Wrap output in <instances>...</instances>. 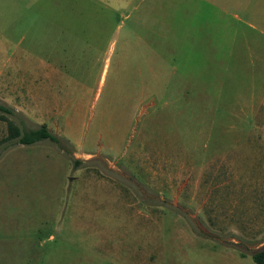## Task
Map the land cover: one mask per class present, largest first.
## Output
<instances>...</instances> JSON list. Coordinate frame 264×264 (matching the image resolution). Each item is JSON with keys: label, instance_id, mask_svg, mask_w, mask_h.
<instances>
[{"label": "rangeland", "instance_id": "1", "mask_svg": "<svg viewBox=\"0 0 264 264\" xmlns=\"http://www.w3.org/2000/svg\"><path fill=\"white\" fill-rule=\"evenodd\" d=\"M0 105V264H256L264 0H0Z\"/></svg>", "mask_w": 264, "mask_h": 264}, {"label": "trees", "instance_id": "2", "mask_svg": "<svg viewBox=\"0 0 264 264\" xmlns=\"http://www.w3.org/2000/svg\"><path fill=\"white\" fill-rule=\"evenodd\" d=\"M0 110L11 113L9 109L0 105ZM8 139L16 140V142L31 145L39 141L49 139L58 142L59 138L52 133L45 125L38 128L23 130L18 125L9 122V135ZM253 259L256 264H264V247L253 254Z\"/></svg>", "mask_w": 264, "mask_h": 264}, {"label": "crops", "instance_id": "3", "mask_svg": "<svg viewBox=\"0 0 264 264\" xmlns=\"http://www.w3.org/2000/svg\"><path fill=\"white\" fill-rule=\"evenodd\" d=\"M247 76H248V75H247ZM237 77H241V76H237ZM250 77L254 78V77H255L254 73L251 74ZM242 90H243V89H242ZM242 90H241V89L237 90V93L241 92ZM232 93H233V92H232ZM225 94H226V93H224V95H225Z\"/></svg>", "mask_w": 264, "mask_h": 264}]
</instances>
